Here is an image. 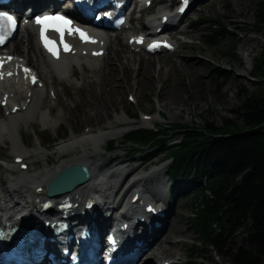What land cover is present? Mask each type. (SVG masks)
<instances>
[{"label":"rangeland","instance_id":"374dc122","mask_svg":"<svg viewBox=\"0 0 264 264\" xmlns=\"http://www.w3.org/2000/svg\"><path fill=\"white\" fill-rule=\"evenodd\" d=\"M159 1L160 0H153V5L144 13L136 12L134 16H132V23L123 30L118 37L113 38H118L117 40L122 39L125 44L131 35L143 31L144 23L149 26L151 25L149 21L157 16V13L162 7L166 8L171 4L175 5L176 2L178 3V0H164L165 5L162 6L159 4ZM258 1L259 0H220L191 9L183 18L184 23L180 25L179 29L184 30L185 34L179 35L174 33L177 41V48L173 53L154 55L142 54L143 61L138 52H133L132 49L129 50L127 53L128 56L133 57L135 60H141L140 63L142 62L141 66L139 64L138 74L141 73V68L145 63H151L149 76L147 77L152 81V84L149 80H144L145 73L140 74L141 76L138 77L139 84L136 82L137 80H131L133 75L131 76V74H129L128 77L124 76V79L127 80L129 84H125V80H122L123 83H121V87V84L118 82H120V76H122L123 68H125L127 62L125 58L123 61L116 63V66L114 64L115 62H112L115 70V81L110 87H107V82L104 80L106 83L103 81L104 88L102 87L101 91L105 92L104 99L106 95L111 96V102L116 106H111L112 108L110 109V102L105 99V101H107L105 104L108 103L106 105L108 106L107 111L104 110L101 114L96 115L94 113L96 107L102 110L101 103L98 102L99 97H96L99 92L91 88L90 95L89 89L93 83L96 84L97 81H101L99 70L104 66L105 59L109 57H107V54H105L106 56H104L102 60L97 62V67L95 68H90L86 62L82 65H76L74 67V74L76 77L72 74L70 80L56 77L58 82H55V80L51 79L50 74L47 75L46 82L48 84V92L51 93V98L53 96V99L50 98L48 102L45 103L47 107L45 106L43 113H49L48 115H50V119L55 121L54 125L56 127L51 123L45 125L41 119H36L35 124L33 123L34 125H22L20 129L22 137H18L21 145L24 140L29 145L28 149L30 150L37 147L39 148V146L42 148V144H38V141L41 137L45 139V148L43 149L47 150L50 165L41 161L40 167H33V171H31L32 175L46 169H53L56 165H61L63 159L59 157V152L55 148L61 142L69 138H74L73 136L80 138L81 135L83 136L90 129H94L98 132L101 127L100 125L104 124L103 126H105L106 122H110V124L114 123V118L104 121L106 115H113L116 119L119 117L127 118L132 121V125L130 123V125H127L129 127L122 129L120 135L111 136L116 140V150L106 152L105 148L110 139L108 138V140H105L101 145L103 148L101 150V155L99 157L95 156L94 161L96 160V163H105L108 159L117 157V159L109 164L108 167L104 168L103 171H113L116 169L131 170L132 168L140 166V170L134 172L129 180L132 181L141 176H150L152 178L148 182V185L152 187L156 185L158 177L166 179L164 173L154 176L153 171L162 168L164 164L170 165V161L165 162V160H168L166 155H159L152 161H145L142 159L146 153L130 156L129 144L125 142L127 137L126 133L129 130L138 127H157L159 129L164 128L168 130L169 133H173L172 128L175 123L194 128L210 125L216 131L220 130L227 123L243 125L239 91L240 89L252 91L255 87V83L259 81L258 79L255 80L251 75L252 63L253 58L264 49V27L258 29V27L255 26V17L253 14L255 5ZM215 21H220L223 24L224 29H226L225 32L228 33V39L219 40L216 44L207 43L205 34L208 25L206 23H213ZM233 22H235V24H233ZM22 32L23 31L20 32V37L18 35L9 46L15 42H21V44H23L22 46L26 47L25 41L22 39ZM231 33H234L236 37ZM233 41L237 42L238 45L236 49H233V54L237 57L234 61L230 55L225 53L233 48ZM116 44L118 43L116 42ZM23 50H25V48ZM112 58L113 56L110 57V59ZM239 58L242 59V64ZM135 60L133 68L139 63ZM149 60L153 61L150 62ZM129 70L131 69L126 68L127 74L130 73ZM102 74L103 76L105 75V73ZM160 74L162 77L158 79ZM104 79H106V77H104ZM52 83H54V87ZM148 84H151L149 88L147 87ZM51 88L53 89L51 90ZM95 89L99 91V86L95 85ZM159 94H162L167 100L165 104L167 106L165 108L160 107ZM57 95H59V104L62 101L65 108H61L56 104L55 99H57ZM168 98L173 101L168 100ZM51 106H54V108L52 109ZM146 117L150 118L147 123L143 122ZM119 125H121L120 122ZM123 127L125 126H122V128ZM179 141V138H173L169 141V144L173 146L179 143ZM25 142L23 143L26 144ZM54 142L55 145L53 144ZM91 147L92 146H90V148ZM82 154L83 151L78 148L77 150L75 149L69 152L66 159H72ZM0 155L7 156V159L13 157V155H10L9 145L1 141ZM124 159L126 162H133L119 164L120 161ZM6 163L7 160L4 159V157L0 158L1 183L5 179L9 180L12 178L11 174L4 172L3 165ZM29 169L32 170L31 167ZM170 170L171 167L169 166L168 173ZM144 181L145 180L141 183ZM189 181L192 182L193 179L189 178ZM130 182L126 184L128 185ZM200 189V187L196 188V190L193 188L186 197L180 199L176 208L178 217H174V227H171V229H173L183 226V230L190 235V238H184L183 240L189 247H194V252L205 247L201 234L196 230L197 233L195 235L190 227V224L193 226L195 223V216L193 214L197 213L196 197ZM131 194L132 192L127 196L126 200L130 199ZM198 196H200L201 200L206 198V195L203 196L200 194ZM171 229L168 234H166V237L171 232ZM246 240L247 237L245 235H240L234 242L238 247L244 246ZM194 255L192 260L198 264H202L203 261L197 259V254L194 253ZM181 256V259L185 258L183 255ZM208 256L211 258L210 261H208ZM206 257V264H229L225 255H218L215 250L210 248L208 249Z\"/></svg>","mask_w":264,"mask_h":264},{"label":"bare ground","instance_id":"6f19581e","mask_svg":"<svg viewBox=\"0 0 264 264\" xmlns=\"http://www.w3.org/2000/svg\"><path fill=\"white\" fill-rule=\"evenodd\" d=\"M216 1L220 0H190V2L192 3L191 9L197 8L198 6H205L206 4L212 2L214 3ZM162 12L166 11L160 10L157 13V16L153 17L149 21V23H153V25L159 23V25L161 26V21L164 17V14ZM183 16L184 15L176 14L174 16L168 17V25L173 26V29L170 30H174L175 32L178 30L179 21ZM175 19H177L178 21L174 22L173 20ZM233 24H235V22H233ZM143 26L146 28L145 31H150L151 27H149L148 24L144 23ZM22 34V39L25 41L26 47H23V44H21V42H15L12 43L11 46L7 45L6 47V50L8 51L7 54L13 56V73L19 72L20 68L22 66H25L27 68H30V70L32 71V76H37L39 78V82L36 85L31 86L30 75L28 77V81L24 79H18L16 81L10 80L9 82L3 83L2 90L0 91V104L3 101H9V105L6 108L0 106V141L9 145L10 155H13L12 158L8 159L6 158L7 156L5 157L4 155H0L7 160V163L3 165L4 172H8L12 176L11 179H5L2 183L0 182V211H3L4 207L5 209L7 207L11 209L9 212L16 209H22L24 211L27 209H36L37 199L42 198V202H44L46 199L44 194L40 192L39 189L43 190L47 181H49L54 175H56L59 170L69 165H85L89 169V181L73 190L72 192L64 194L63 196H60L58 198L56 197L54 199L56 200V202H58L57 200L69 197L71 198V201L77 204L74 210L71 211L74 213L70 216H66L69 220L73 219L81 212H83L85 201L92 200L95 202L94 210L99 214V216L101 215V213L109 214L110 221H113L116 218L115 215H117V213H119L123 209L118 205L122 204L124 206L127 204L126 199L131 191L135 190V192H133V194L130 196L128 202L133 199L136 192L141 191L142 198H144V200H149V203L155 202L160 207L159 209L164 213L163 227L157 231L154 230L152 235L149 237L152 238V241H147L146 247L149 248V252L147 253V260L142 264H159V262H167L168 264H190L192 258L194 257V247L190 246V249V247L183 240L184 238H190V235H188L187 232L183 230V226H179L173 229H171V227H174V217L178 215V211L176 210L178 202L180 201V199L186 197L190 193L193 187L192 182L184 179L175 185L173 179H171V177L167 175L170 165L164 164L162 168L153 171V175L156 176L164 173L166 175V179L159 185V187H152L148 185V182L152 178L150 176H141L132 181L129 180L130 176L134 172L140 170V166L132 168L131 170L116 169L113 171L103 172V169L108 167L109 164L113 162V160L115 161L117 159V157L108 159L105 163H96V160L94 161L95 156L99 157L101 155V150L103 149L101 145L103 144V142H105V140H108V138L110 139L111 136L120 135L122 129L129 127L127 125H130V123L132 125V121L128 120L127 118L119 117L116 119L113 115H106V119L104 121L112 120L114 118V123L110 124V122H106L105 126H103L104 124L100 125L101 127L98 132H96L94 129H90L83 136H79L80 138L73 136L74 138H69L64 142H61L55 147L59 152V157L63 159L61 165H56L53 169H46L44 171L36 173L35 175H32L31 171H33V167H40L41 161L46 162L47 165H50L47 150L43 149L45 148V139H43V137H39L40 139L38 141V144H42L43 147L41 148V146H39V148L37 147L38 149L35 148L36 150L28 149L29 145L24 140L22 141L21 145L18 139L19 136L22 137V133L20 132L21 126H31L33 123L35 124L36 119H41L45 125L47 123H51L54 127H56L54 125L55 121L50 119V115H48L49 113H43V109H45L46 106L45 103L48 102V100L51 98V93L48 92V84L46 82L48 77L47 75L50 74L51 79L55 80V82L57 81L56 77L70 80L72 74L74 75V77H76L74 74V67L76 65H82L84 62H86L90 66V68L97 67V62H99L104 56H106L104 55L103 57H100L99 51L104 50L105 54H107V57L109 56V60L108 58H104L105 64L102 67L103 69L101 68L99 70L101 74V81H97L96 84L93 83L89 89V92L91 91V88L99 92L96 97H99L98 102L101 103L102 110H100L98 107H96L94 110V113L98 115L101 114L104 110L107 111L108 106L106 105L108 103L105 104V102H107L105 101V99L110 102V109L116 106L113 102H111V96L106 95L104 99L105 92L101 91L104 80L107 82V87H110L111 84H113V82L115 81V70L113 68L112 62H115V66L116 63L123 61L124 58L127 62V65H125V68H123V74L122 76H120V82H118L119 84L123 83L122 80H125L124 76L128 77L129 74H131V76L133 75L131 80H137L136 82L139 84L138 77L141 76L140 74L142 73H145L144 80H149L152 84V81L147 77L149 76L151 63H145L141 68V73L138 74L139 64L140 66L142 65V62L140 63L141 60H135L133 57L127 55L129 50H131L132 48H138L136 44L131 45L129 41L130 38H128L127 42L124 44V41L122 39L117 40L118 38L108 37L105 40L91 34V38L86 44L81 45L80 47L74 46L73 52L69 56H65L64 58H60L59 60L52 62L48 58V56L41 50L37 39V32L33 26H26ZM18 35L20 37V34ZM90 40L92 42H90ZM116 42L118 44H116ZM24 48L25 50H23ZM132 50L133 52H138L141 59H143L142 54L148 55L145 50ZM111 56H113L112 59H110ZM134 60L138 61L139 63H137V66L133 68V63H135ZM149 61L151 62L153 60ZM239 61L242 64L241 58H239ZM228 64L230 65L229 62ZM126 68L131 69L129 70L130 73L127 74ZM101 72L105 73V75L103 76ZM22 75H25V73H23ZM104 77H106V79H104ZM161 77L162 75L160 74L158 79H161ZM39 83L43 84L42 88L39 87ZM126 83L129 84L127 80H125V84ZM151 84H148L147 87L149 88ZM95 85L99 86V91L95 89ZM52 86L54 87V83H52ZM52 89L53 88H51V90ZM51 99H53V96ZM58 99L59 95H57V99H55L56 104H58V106H60L61 108H65V105L62 103V101L59 104ZM159 99L161 104L160 107L165 108L167 106L165 105L167 100L163 97L162 94H159ZM168 100L173 101L169 98ZM53 108L54 106L52 107V109ZM149 120L150 119L146 118L143 120V122L147 123ZM119 122L121 125H119ZM122 126L125 127L122 128ZM23 142H25L26 144H24ZM90 146L92 147L90 148ZM78 148L79 150L83 151L82 155L72 159H66V156L69 152L74 151L75 149L77 150ZM18 158H22V162L18 163ZM145 158L149 157L146 156ZM26 163L29 164L28 170L22 171L20 169V166ZM30 167L32 168V170L29 169ZM143 180L145 181L141 183ZM128 182L130 183L128 184L126 191L121 196L120 200L116 202L117 195L120 193L122 188L127 185L126 183ZM157 190L162 191L161 195ZM149 196L152 197L153 200H150ZM127 209L128 210L122 212L124 213V215L121 214L120 217L127 222L128 227L130 228L133 224V219L131 217L139 211V208L135 206L129 207ZM71 212H69V214ZM49 213L50 212H45L44 216H49ZM156 220H159V218H156ZM105 222V219H102L100 222L102 231L105 228ZM190 227L196 235L197 231L195 227L191 224ZM170 229L171 232L166 237V234H168ZM188 229L191 230L190 228ZM121 235H123V232L120 233V236ZM181 255L185 257L183 258L184 260L181 259ZM185 259H190V261L186 262ZM210 259L208 261H210Z\"/></svg>","mask_w":264,"mask_h":264},{"label":"trees","instance_id":"16d2710c","mask_svg":"<svg viewBox=\"0 0 264 264\" xmlns=\"http://www.w3.org/2000/svg\"><path fill=\"white\" fill-rule=\"evenodd\" d=\"M253 14L255 26L262 29L264 0L256 3ZM206 24L207 43L228 39L220 21ZM237 46L233 41V48L225 53L235 55ZM251 75L259 80L254 89L239 91L243 125L227 123L216 131L210 125L194 128L175 123L174 134L157 127L133 129L125 139L130 156L166 155L175 180L192 178L201 188L193 226L205 247L194 253L204 264L209 248L225 255L229 264H264V49L253 58ZM173 138L180 141L171 146ZM108 147L116 150V141ZM200 194L206 198L201 200ZM240 235L247 240L237 247L234 241Z\"/></svg>","mask_w":264,"mask_h":264},{"label":"water","instance_id":"95a60500","mask_svg":"<svg viewBox=\"0 0 264 264\" xmlns=\"http://www.w3.org/2000/svg\"><path fill=\"white\" fill-rule=\"evenodd\" d=\"M87 179L88 173L82 170L81 167L70 166L50 182L49 194L55 192L58 187H60L61 192L70 191L74 187L85 183Z\"/></svg>","mask_w":264,"mask_h":264},{"label":"snow or ice","instance_id":"6c2138e0","mask_svg":"<svg viewBox=\"0 0 264 264\" xmlns=\"http://www.w3.org/2000/svg\"><path fill=\"white\" fill-rule=\"evenodd\" d=\"M0 19H7L9 21H12V17L10 16H0ZM37 24H40V25H48V24H51V25H54L55 26V30L58 31V32H61V34H63L64 31H68L70 34L75 31V32H79L81 38H86V34L81 32L79 29H72L71 28V22L66 20L65 18L63 17H59V16H56V17H44V18H38L36 21H35ZM41 37L43 39H45V47L48 48V50L50 52H52V54L55 56L57 55V52L55 50V47L52 45V42L51 41H48L45 37H44V30L42 29L41 31ZM0 42H3L2 41V38H0ZM156 45H153V47H155ZM65 50H68V46L65 45ZM11 59V58H9ZM27 71V70H26ZM33 82H35V80H33Z\"/></svg>","mask_w":264,"mask_h":264}]
</instances>
